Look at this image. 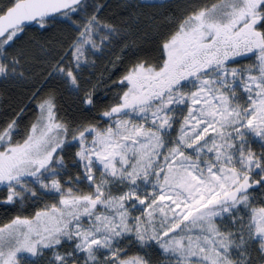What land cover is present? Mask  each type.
Segmentation results:
<instances>
[{
    "label": "snow or ice",
    "instance_id": "obj_1",
    "mask_svg": "<svg viewBox=\"0 0 264 264\" xmlns=\"http://www.w3.org/2000/svg\"><path fill=\"white\" fill-rule=\"evenodd\" d=\"M110 7L0 2V264H264V0Z\"/></svg>",
    "mask_w": 264,
    "mask_h": 264
},
{
    "label": "trees",
    "instance_id": "obj_2",
    "mask_svg": "<svg viewBox=\"0 0 264 264\" xmlns=\"http://www.w3.org/2000/svg\"><path fill=\"white\" fill-rule=\"evenodd\" d=\"M0 2H2V0H0ZM120 2L121 0H107V3L111 6L109 9V13L113 11H117L116 5ZM191 2L204 4V3H215L217 2V0H191ZM116 54L118 53L110 54L108 59H114ZM95 71H96L97 77H99L101 73L107 76L109 74V71H111V66L106 65V61L102 59L100 63L98 64L97 69ZM117 75H114L112 79L116 80ZM42 78L43 77L40 76L39 74V69H37V77H36L37 82H39V80H41ZM5 88L8 89V98L0 97V115H3L6 110L11 111V108L9 107V105L14 106L15 104L20 103L22 100L26 102L24 96L21 95L20 90L14 88L12 85H5L3 83H0V90H4ZM101 88H103V85L101 86ZM29 211H34V209H29ZM12 214H15V213H12ZM24 214H27V213H24ZM6 222H7L6 217L3 215L2 212H0V224L6 223Z\"/></svg>",
    "mask_w": 264,
    "mask_h": 264
},
{
    "label": "rangeland",
    "instance_id": "obj_3",
    "mask_svg": "<svg viewBox=\"0 0 264 264\" xmlns=\"http://www.w3.org/2000/svg\"><path fill=\"white\" fill-rule=\"evenodd\" d=\"M255 58L252 57L250 59H247V60H240V63L241 64H244V65H247V64H250L252 62V60H254ZM133 253H129V255H132Z\"/></svg>",
    "mask_w": 264,
    "mask_h": 264
}]
</instances>
